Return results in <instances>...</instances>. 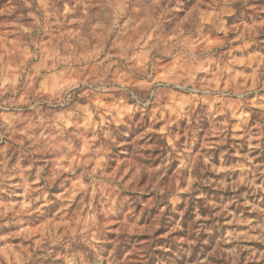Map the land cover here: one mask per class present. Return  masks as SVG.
<instances>
[{
    "label": "clouds",
    "instance_id": "clouds-1",
    "mask_svg": "<svg viewBox=\"0 0 264 264\" xmlns=\"http://www.w3.org/2000/svg\"><path fill=\"white\" fill-rule=\"evenodd\" d=\"M0 264H264V0H0Z\"/></svg>",
    "mask_w": 264,
    "mask_h": 264
}]
</instances>
